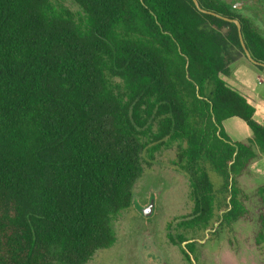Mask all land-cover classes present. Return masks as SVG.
<instances>
[{
  "label": "trees",
  "instance_id": "trees-1",
  "mask_svg": "<svg viewBox=\"0 0 264 264\" xmlns=\"http://www.w3.org/2000/svg\"><path fill=\"white\" fill-rule=\"evenodd\" d=\"M232 19L264 63L263 31L222 0H0V264H86L110 247L169 141L184 143L172 164L193 207L168 240L190 260V231L244 217L237 176L264 154V125L224 77L264 66ZM229 117L251 136L232 140Z\"/></svg>",
  "mask_w": 264,
  "mask_h": 264
},
{
  "label": "rangeland",
  "instance_id": "rangeland-1",
  "mask_svg": "<svg viewBox=\"0 0 264 264\" xmlns=\"http://www.w3.org/2000/svg\"><path fill=\"white\" fill-rule=\"evenodd\" d=\"M245 13L264 33L263 16L258 20L248 11ZM224 79L255 107L253 117L264 125V76L244 59L232 63L231 73ZM223 127L234 141H245L251 136L249 127L238 117L224 120ZM183 144L169 141L154 160L145 165L132 187L131 206L112 217L115 242L99 249L86 264H264V240L256 242L260 217L264 215V198L258 192L264 185V154L261 153L249 163L246 172L237 176V183L246 194L244 217L214 232L213 229L204 233L190 231L196 241L190 251H186L190 260L182 251L183 244L168 240L167 232L182 231L177 221L193 207L188 177L172 164ZM210 178L218 187V176L210 172ZM150 205H153L152 213L142 215L138 207Z\"/></svg>",
  "mask_w": 264,
  "mask_h": 264
},
{
  "label": "water",
  "instance_id": "water-1",
  "mask_svg": "<svg viewBox=\"0 0 264 264\" xmlns=\"http://www.w3.org/2000/svg\"><path fill=\"white\" fill-rule=\"evenodd\" d=\"M222 1H224V2H226V3H228V4H230V5H231L232 7H234V8H241V6H243V5H245V4H250V1H251V0H222ZM193 2L197 5V0H193ZM199 9L202 10V11H206V10H204V9H202V8H199ZM207 12H210V11H207ZM210 13H214V12H210ZM214 14H215V15H218V16H221V15L216 14V13H214ZM221 17L224 18V19H226V20H230V19L227 18V17H223V16H221ZM232 21H233V22L236 24V26H237V29H238V32H239L240 42H241V45H242V47H243V49H244V53H245L247 59H248L250 62H252V63H255V64H261V65L264 66V63L257 62V61H255L254 59L251 58V56H250L248 50H247L246 47H245V44H244V42H243V39H242V37H241V35H240V31H239V30H240V23H239V21H238L237 19H232ZM151 204H152V203H151ZM138 209H139V211L141 212L142 215L148 216V215H150V214L152 213L153 205H150V206H143V207H138ZM185 243H186V242H183V243H182L183 246L185 245Z\"/></svg>",
  "mask_w": 264,
  "mask_h": 264
},
{
  "label": "flooded vegetation",
  "instance_id": "flooded-vegetation-1",
  "mask_svg": "<svg viewBox=\"0 0 264 264\" xmlns=\"http://www.w3.org/2000/svg\"><path fill=\"white\" fill-rule=\"evenodd\" d=\"M247 6H250V8L241 6L239 10H241L243 13H245V11H248L249 13H251V15L253 14L254 17H256V19L258 20H262V18H260V15H262L264 19V0H252Z\"/></svg>",
  "mask_w": 264,
  "mask_h": 264
},
{
  "label": "crops",
  "instance_id": "crops-1",
  "mask_svg": "<svg viewBox=\"0 0 264 264\" xmlns=\"http://www.w3.org/2000/svg\"><path fill=\"white\" fill-rule=\"evenodd\" d=\"M257 96H259V94H257ZM230 118V117H229ZM228 119V118H227ZM226 120V119H225ZM224 122V121H223ZM250 129V128H249Z\"/></svg>",
  "mask_w": 264,
  "mask_h": 264
}]
</instances>
